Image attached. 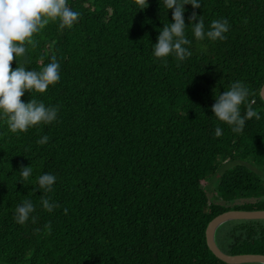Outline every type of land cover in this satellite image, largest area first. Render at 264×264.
<instances>
[{"label":"trees","instance_id":"trees-1","mask_svg":"<svg viewBox=\"0 0 264 264\" xmlns=\"http://www.w3.org/2000/svg\"><path fill=\"white\" fill-rule=\"evenodd\" d=\"M67 2L78 22L62 31L50 22L10 62L39 71L55 56L60 81L21 100L59 111L23 133L0 120V264H226L208 248V224L264 211V0L185 5L186 25L193 11L206 29L225 18L227 38L197 41L189 25L191 57L166 63L152 52L172 22L159 0L143 10L134 0ZM237 80L249 88L241 114H256L239 133L211 110ZM22 166L33 168L30 183ZM46 172L57 177L52 212L36 183ZM24 200L36 219L20 225L13 216ZM215 241L230 256L264 255V220L227 222Z\"/></svg>","mask_w":264,"mask_h":264},{"label":"clouds","instance_id":"clouds-1","mask_svg":"<svg viewBox=\"0 0 264 264\" xmlns=\"http://www.w3.org/2000/svg\"><path fill=\"white\" fill-rule=\"evenodd\" d=\"M164 8L172 10V22L164 24L159 31L157 42L153 45L154 57L167 62L169 56L183 62L191 57L190 45L192 41L186 36V29L191 25L192 34L197 41L210 42L225 40L229 31V22L225 18L214 19L206 29L205 22L197 16L195 11L188 18L186 25L184 13L185 5L192 9L202 6L201 0H159ZM138 10L148 7V0H134ZM80 13L70 8L67 0H0V120L7 122L12 133L27 132L29 128L52 124L57 120L58 107L46 106L43 102L31 99L23 102L21 97L25 92L45 93L50 86L60 81V64L55 56L51 62L44 65L39 71L26 70L17 66L14 70L10 62L14 57L17 60L27 51L28 46H35L34 35L40 33L50 22H58V29H71L79 20ZM198 21V22H194ZM249 88L242 81L231 83L227 91L215 96L212 112L218 121L231 127L235 133L241 132L246 120L253 117L255 112L250 106L244 115L241 106L246 104ZM222 133L216 127L215 135ZM47 135L42 136L37 143L46 144ZM33 172L31 166H22L20 181H29ZM57 177L52 173H43L36 178L43 209L52 212L58 205L48 195L53 192ZM30 183V181H29ZM36 206L31 200H24L16 206L13 219L24 225L30 219L35 222ZM51 232V226H46Z\"/></svg>","mask_w":264,"mask_h":264},{"label":"water","instance_id":"water-1","mask_svg":"<svg viewBox=\"0 0 264 264\" xmlns=\"http://www.w3.org/2000/svg\"><path fill=\"white\" fill-rule=\"evenodd\" d=\"M264 102V85L260 92ZM238 220H264V211H228L215 217L206 229V240L213 255L226 264H264V255H235L223 253L216 244L215 234L219 227L230 221Z\"/></svg>","mask_w":264,"mask_h":264},{"label":"rangeland","instance_id":"rangeland-1","mask_svg":"<svg viewBox=\"0 0 264 264\" xmlns=\"http://www.w3.org/2000/svg\"><path fill=\"white\" fill-rule=\"evenodd\" d=\"M210 191H211V188H210Z\"/></svg>","mask_w":264,"mask_h":264}]
</instances>
